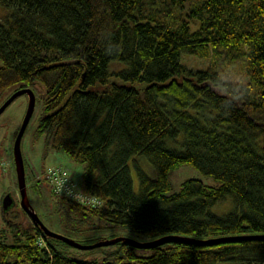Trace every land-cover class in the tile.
I'll use <instances>...</instances> for the list:
<instances>
[{
  "label": "trees",
  "instance_id": "obj_1",
  "mask_svg": "<svg viewBox=\"0 0 264 264\" xmlns=\"http://www.w3.org/2000/svg\"><path fill=\"white\" fill-rule=\"evenodd\" d=\"M182 53L209 64L188 66ZM0 58V104L8 85L40 84L36 133L85 163V193L101 200L59 193L62 222L87 229L97 216L140 240L264 233V0H0ZM134 154L153 169L136 162L137 191ZM184 162L217 184L190 177L170 191ZM226 195L236 206L212 212ZM33 229L16 243L0 233V264H264V238L120 240L98 260Z\"/></svg>",
  "mask_w": 264,
  "mask_h": 264
},
{
  "label": "rangeland",
  "instance_id": "obj_2",
  "mask_svg": "<svg viewBox=\"0 0 264 264\" xmlns=\"http://www.w3.org/2000/svg\"><path fill=\"white\" fill-rule=\"evenodd\" d=\"M181 60L193 68H204L209 64V58L194 54L182 53ZM233 75L236 77V80H245L246 78L244 74L234 73ZM112 78L113 77H111V79ZM17 84L18 83H12L8 85L3 92V97H8L14 90L20 88H16ZM32 87L36 96L35 104L22 133L20 142L25 166L26 192L30 205L51 230L65 234L74 239H85V242L88 243L101 238L114 236L112 234L116 231H125L119 228L103 227L110 225V223L97 216H91L88 219V221L95 224L96 227H89L87 229H75L71 226L69 221L66 223L61 221V214L56 209L60 201L59 193L61 192L56 191L53 183L46 177V170L49 166H59L65 169L71 182L74 184V188L81 193L87 194L85 193L82 182V172L85 163L71 159L64 150L51 148L48 140V132L36 133L40 116L43 112V97L40 84L34 83ZM213 87L219 89L218 86L214 85ZM27 101V94L21 93L0 113V233L3 240L8 243L22 242L26 237V231L33 232L34 230L29 213L24 210L20 203V194L12 153L13 141L21 125ZM180 138L181 136H179L178 139ZM167 143L179 147L178 143L175 145L169 141H167ZM136 162L139 168L148 175L153 174L152 165L144 156L139 154L132 155L128 160V165L133 180V189L135 191L138 190ZM190 177L200 178L204 183L217 184L216 179L212 175L205 174L194 165L184 162L169 171L170 191L178 190L181 186V182ZM7 192H11L15 198V204L6 212L2 207V198ZM235 206L236 204L233 197L231 195H226L222 200L213 204L210 210L216 214H223L233 209ZM67 209L70 210L68 207ZM69 213L73 217H77L74 212L69 211ZM95 237L100 238L96 239ZM38 240L40 239L38 238L37 241ZM66 244L65 247L70 255L85 259L94 257L98 260H102L105 249L110 247V245H102L99 247L82 249L68 243Z\"/></svg>",
  "mask_w": 264,
  "mask_h": 264
},
{
  "label": "water",
  "instance_id": "obj_3",
  "mask_svg": "<svg viewBox=\"0 0 264 264\" xmlns=\"http://www.w3.org/2000/svg\"><path fill=\"white\" fill-rule=\"evenodd\" d=\"M21 93L27 94L28 101H27V106H26V110H25L21 125L15 135L13 146H12L13 161H14L15 172H16V180H17L19 194H20L21 206L24 208V210H26L29 213L31 220L33 222V225L36 227H39L42 230L44 235L60 239L72 246L82 248V249L92 248V247L102 246V245H109V244H113L120 240L127 241L137 247H150L155 244H160L162 242H166V241L173 240V239L186 241L189 243L192 242L196 244H211L213 242L225 241V240H238V239H245V238H264V233L245 234V235H226V236L208 237V238H197L195 236L181 235V234H163L155 238L140 240V239H136L130 236L118 234V235H114L111 237L101 238L96 241L88 243V242H80L79 240L74 239L70 236H67L65 234L51 230L43 222L39 214L30 205L27 192H26L25 166H24V160H23L20 142H21L22 133L31 116V113L33 111L34 104H35L36 96H35L33 89L29 86H24V87H20L14 90L0 104V113L17 95ZM13 204H15V199L13 195L11 194V192L5 193L2 198L3 209L8 210Z\"/></svg>",
  "mask_w": 264,
  "mask_h": 264
},
{
  "label": "built area",
  "instance_id": "obj_4",
  "mask_svg": "<svg viewBox=\"0 0 264 264\" xmlns=\"http://www.w3.org/2000/svg\"><path fill=\"white\" fill-rule=\"evenodd\" d=\"M46 177L53 183L56 191L73 197L85 204L98 205L101 203V200L98 197L77 191L66 170L59 166H49L46 170ZM39 239L38 243L42 244L43 239L40 237Z\"/></svg>",
  "mask_w": 264,
  "mask_h": 264
}]
</instances>
